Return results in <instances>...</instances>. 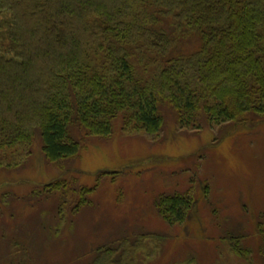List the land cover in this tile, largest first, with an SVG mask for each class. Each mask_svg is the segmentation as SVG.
<instances>
[{
  "label": "trees",
  "instance_id": "obj_1",
  "mask_svg": "<svg viewBox=\"0 0 264 264\" xmlns=\"http://www.w3.org/2000/svg\"><path fill=\"white\" fill-rule=\"evenodd\" d=\"M162 108L181 130L264 122V0H0L1 178L28 163L38 169L35 155L65 169L82 143L109 138L118 116L127 135H159ZM11 181L6 189L15 191ZM98 184L57 178L36 193L57 196L63 219L90 204ZM154 206L165 223L184 226L196 200L188 190L161 194ZM4 208L0 200V221L9 223ZM32 219L29 233L44 235L38 214ZM26 233H6L8 241L1 233L7 264L40 263ZM240 237L225 239L229 252L249 261ZM168 238L115 235L81 263L146 264Z\"/></svg>",
  "mask_w": 264,
  "mask_h": 264
},
{
  "label": "rangeland",
  "instance_id": "obj_2",
  "mask_svg": "<svg viewBox=\"0 0 264 264\" xmlns=\"http://www.w3.org/2000/svg\"><path fill=\"white\" fill-rule=\"evenodd\" d=\"M165 109L159 135H127L118 116L110 137L82 143L79 156L65 169L49 167L35 155L38 169L35 162L28 163L22 174L0 177V200L9 211L5 215L13 217L9 223L0 221V235L8 241L6 233L28 232L25 238L39 264H82L94 246L134 230L169 236L146 264H182L192 257L198 264L264 263V122L181 130L172 110ZM57 178H74L88 189L99 184L88 195L90 204L59 219L57 196L36 193L37 187ZM11 180L13 186L19 184L15 191L6 189ZM188 190L196 200L194 212L184 226L168 225L155 200ZM32 213L47 228L41 238L31 235L36 231L29 225L35 223ZM238 235L250 250L249 261L229 252L225 239ZM7 259L8 251L0 264Z\"/></svg>",
  "mask_w": 264,
  "mask_h": 264
}]
</instances>
